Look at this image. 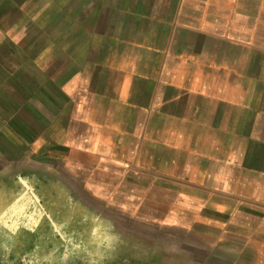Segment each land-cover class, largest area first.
<instances>
[{"label": "crops", "instance_id": "crops-1", "mask_svg": "<svg viewBox=\"0 0 264 264\" xmlns=\"http://www.w3.org/2000/svg\"><path fill=\"white\" fill-rule=\"evenodd\" d=\"M255 1L0 0V170L52 158L81 172L97 153L84 126L147 139L156 154H177L154 176L186 201L201 194L218 264H264V27ZM71 19L73 42L54 40Z\"/></svg>", "mask_w": 264, "mask_h": 264}, {"label": "rangeland", "instance_id": "rangeland-1", "mask_svg": "<svg viewBox=\"0 0 264 264\" xmlns=\"http://www.w3.org/2000/svg\"><path fill=\"white\" fill-rule=\"evenodd\" d=\"M255 3L264 27V0ZM234 19L227 12L226 26ZM72 28L66 20L51 36L73 42ZM84 127L86 147L97 153H87L81 172L52 158L0 170V264H218V243L203 236L201 194L186 201L154 176L177 154Z\"/></svg>", "mask_w": 264, "mask_h": 264}]
</instances>
